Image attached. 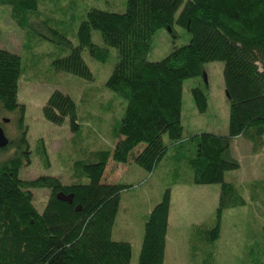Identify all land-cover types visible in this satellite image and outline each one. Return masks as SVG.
Returning <instances> with one entry per match:
<instances>
[{
	"label": "trees",
	"instance_id": "obj_1",
	"mask_svg": "<svg viewBox=\"0 0 264 264\" xmlns=\"http://www.w3.org/2000/svg\"><path fill=\"white\" fill-rule=\"evenodd\" d=\"M43 1L0 0V5L9 6L11 19L26 35L27 28L35 30L40 19L46 22L51 17H40ZM182 3L125 0L122 13L95 8L85 12L76 28L78 44L70 45L68 53L54 58L51 64L55 69L91 78L80 49L87 48L94 58L103 61L107 46L115 48L116 61L104 84L124 101L113 129L116 140L112 148L92 152V159L75 160L76 177L67 183L54 175L20 178L18 169L26 154L21 145L25 146L26 140L22 132L18 142L10 140L7 146L18 143V149L0 158V264H127L130 243L113 239L111 226L119 193L128 185L102 180L109 158L119 162L131 159L151 171L171 149L174 152L169 156L175 161L182 157L190 169L192 183L219 184L215 224L196 225V230H201L200 240L192 237V246L211 243L218 236L222 210L245 203L237 185L224 180L223 174L239 167L230 152L232 137L247 138L254 154L264 145V0H186L175 22L186 28L188 41L158 60H148L151 35L159 27L171 26L173 14ZM59 11L56 6L54 14ZM91 29L98 30L104 46L91 41ZM211 60L222 61L227 131H200L185 142L180 121L182 82L204 74L203 63ZM20 73L19 54L0 47V107L4 111H23L16 100ZM190 92L197 111H205V93L198 86L191 87ZM41 112L52 123L60 124L67 117L71 129L78 127L74 100L57 89L48 95ZM185 143H192V148ZM37 153L45 162V151L38 148ZM83 177L85 181H81ZM256 184H264V179L251 182L249 190L253 191ZM35 187L48 190L42 211L32 203L31 189ZM169 191L167 186L144 218L136 264L162 263ZM262 230L253 239L261 248L263 226ZM251 264H262L261 256Z\"/></svg>",
	"mask_w": 264,
	"mask_h": 264
},
{
	"label": "rangeland",
	"instance_id": "obj_2",
	"mask_svg": "<svg viewBox=\"0 0 264 264\" xmlns=\"http://www.w3.org/2000/svg\"><path fill=\"white\" fill-rule=\"evenodd\" d=\"M185 1L182 0L183 3ZM183 3L175 10L171 26L159 27L151 35L146 54L148 60H158L173 47L188 41L186 28L175 22ZM56 6L61 11L54 14ZM91 8L122 13L125 0H45L39 6L40 17H51L46 22L40 19L34 25L35 30L27 28L26 35L11 19L9 6L0 5V47L20 56L21 73L16 100L23 105V111L20 113L15 109L7 112L0 107V122L2 117L9 121L2 122L7 135L18 142L22 132L26 140V145H21L26 154L21 157L22 164L18 169L20 178L54 175L67 183L76 177L75 160L92 159V152L100 148L110 149L116 140L113 129L122 113L124 101L104 84L116 61L115 48L107 46L103 61L94 58L87 48L80 49L91 78L55 69L51 64L54 58L68 53L70 45L78 44L77 25ZM52 30L63 35L69 43ZM90 37L98 47L104 46L97 29H91ZM203 71L204 76H190L182 82L180 121L185 142L196 131L227 130L228 102L223 84L222 61L204 62ZM193 86H198L206 95L207 106L203 112L197 111L194 105L190 92ZM54 89L68 94L74 100L78 122L76 129L70 128L67 117L60 124L43 117L41 107ZM162 139L167 142L165 134ZM185 144L192 148V143ZM242 144L239 142L236 147L230 141L231 153L238 159L240 157L242 165L240 170L235 168L225 171L223 178L237 185L245 203L224 208L219 218L218 236L211 243L194 246L190 243L192 237L200 240V227L215 224L218 183H192L190 169L182 162L181 155L180 161L169 156L174 152L171 149L156 162L151 171L143 169L131 159L119 162L109 158L106 161L102 180L128 185L119 193L118 208L111 226L113 239L130 243L131 255L127 264H136L144 218L167 186L170 188V197L161 264H251L259 256L264 264V241L262 248L257 241H253L264 227V184H256L258 186L253 191L248 188L251 182L264 179V145L255 154L253 161L256 166H253L246 150L239 154L235 152ZM38 148L45 151V162L39 159ZM10 150L11 145L5 146L0 150V158L9 156ZM182 154L186 155V150ZM184 178L186 180L182 183L173 182ZM85 180L83 177L81 181ZM31 193L35 208L42 211L48 190L35 187ZM196 225L200 226L198 230Z\"/></svg>",
	"mask_w": 264,
	"mask_h": 264
},
{
	"label": "crops",
	"instance_id": "obj_3",
	"mask_svg": "<svg viewBox=\"0 0 264 264\" xmlns=\"http://www.w3.org/2000/svg\"><path fill=\"white\" fill-rule=\"evenodd\" d=\"M226 131H220V132L209 131V132L224 134V133H226ZM196 132L198 133V131H196ZM196 132H194V133H196ZM232 142H234V144H235L236 147H237V145H238L239 142L243 143L242 146L237 151H235V152L239 154V152H244L246 150L247 155L249 154L250 155V159L252 158V160L250 161V164L253 165V166H256V163L253 161L256 157H254L255 154L252 153V150H251L252 147H251L250 141L247 138H245L244 136H242V135H236V136H234V137L231 138V143ZM230 152H231V145H230ZM231 155L238 160V162H239L238 170H240L241 169V165H242L241 164V161H240V157L238 159L234 153H231ZM243 159H241V160H243ZM256 169H257V167H256ZM167 218H168V216H167Z\"/></svg>",
	"mask_w": 264,
	"mask_h": 264
},
{
	"label": "water",
	"instance_id": "obj_4",
	"mask_svg": "<svg viewBox=\"0 0 264 264\" xmlns=\"http://www.w3.org/2000/svg\"><path fill=\"white\" fill-rule=\"evenodd\" d=\"M168 28V27H167ZM202 75L204 76V74L202 73ZM226 92V91H225ZM227 96V93H226ZM8 118L3 117V120H7ZM8 137L5 135L1 125H0V148L7 146L8 144Z\"/></svg>",
	"mask_w": 264,
	"mask_h": 264
},
{
	"label": "flooded vegetation",
	"instance_id": "obj_5",
	"mask_svg": "<svg viewBox=\"0 0 264 264\" xmlns=\"http://www.w3.org/2000/svg\"><path fill=\"white\" fill-rule=\"evenodd\" d=\"M2 122H6V123H7V122H9V121H8V119H7V120H3V119H2ZM2 122H0L1 127H3V126H2ZM2 129H3V128H2ZM3 131H4L5 135L8 137V140H9L8 143H9L10 140H12V139L7 135V133L5 132L4 129H3ZM13 140H14V139H13ZM17 146H18V143L12 144V145H11V150H10V151L15 152L16 149H18Z\"/></svg>",
	"mask_w": 264,
	"mask_h": 264
}]
</instances>
